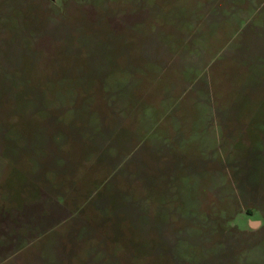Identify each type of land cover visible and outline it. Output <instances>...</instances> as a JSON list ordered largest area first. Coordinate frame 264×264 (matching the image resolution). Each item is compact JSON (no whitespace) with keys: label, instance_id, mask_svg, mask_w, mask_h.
<instances>
[{"label":"rangeland","instance_id":"374dc122","mask_svg":"<svg viewBox=\"0 0 264 264\" xmlns=\"http://www.w3.org/2000/svg\"><path fill=\"white\" fill-rule=\"evenodd\" d=\"M0 264H264V0H0Z\"/></svg>","mask_w":264,"mask_h":264},{"label":"water","instance_id":"95a60500","mask_svg":"<svg viewBox=\"0 0 264 264\" xmlns=\"http://www.w3.org/2000/svg\"><path fill=\"white\" fill-rule=\"evenodd\" d=\"M253 224H255V223H253Z\"/></svg>","mask_w":264,"mask_h":264}]
</instances>
